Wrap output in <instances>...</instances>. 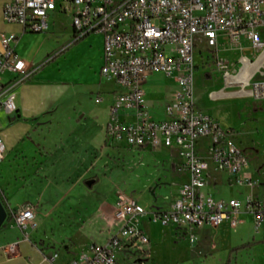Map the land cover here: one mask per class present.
Segmentation results:
<instances>
[{
  "label": "crops",
  "instance_id": "0c3cea01",
  "mask_svg": "<svg viewBox=\"0 0 264 264\" xmlns=\"http://www.w3.org/2000/svg\"><path fill=\"white\" fill-rule=\"evenodd\" d=\"M3 4L0 0V53L2 39L14 34L13 45L27 67L40 68L16 87V111L0 109L6 148L0 199L8 214L0 227V264H71L91 245L105 244L123 225L114 217L120 198L135 199L151 211L169 210L188 173L179 170L182 158L175 149L134 148L107 136L110 108L121 91L116 81L101 76L102 35L90 34L64 48L74 35L70 15L56 9L47 31L30 32L4 20ZM47 57L52 58L43 64ZM14 78L8 71L2 75L4 82ZM174 89V82L163 75L145 85L146 96L148 91L167 95L162 116L151 112L155 119L166 118L165 105ZM222 96L244 98L232 92ZM225 180L215 174L208 191L221 192L228 185ZM150 192L171 198L153 206ZM28 208L36 214L35 224L22 229L10 213ZM243 219L237 229L227 224L197 228L196 264H257L255 253L250 259L255 246L249 243H264V227L255 230L250 216ZM140 227L149 243L126 240L116 253L121 264H153L168 234L188 237L183 229L148 217ZM14 242L17 253H6L3 248ZM219 245L222 251L216 250Z\"/></svg>",
  "mask_w": 264,
  "mask_h": 264
},
{
  "label": "built area",
  "instance_id": "2783aa9c",
  "mask_svg": "<svg viewBox=\"0 0 264 264\" xmlns=\"http://www.w3.org/2000/svg\"><path fill=\"white\" fill-rule=\"evenodd\" d=\"M56 9L70 15L74 29L64 48L90 34L102 35L101 76L125 89L110 108L107 136L134 148L175 149L182 158L180 170L188 173L169 210L151 211L135 199L120 198L114 217L123 225L105 244L91 245L71 264H121L116 253L126 240L141 245L150 241L140 227L143 217L183 229L191 243L197 239V228L227 224L237 229L245 215L251 217L255 230L263 228V199L253 194L243 199L216 198L208 191L215 174L225 175L230 186H253L256 180L247 171L249 159L238 145L235 130L198 106L196 90L197 54L217 51L223 43L241 49L244 43L255 49L264 47V0H4L3 17L26 31L44 32ZM15 38L14 34L5 36L0 53V109L7 113L17 109L16 87L40 68L27 67L13 45ZM217 63L225 70V85L233 88L230 92L264 101V78L253 79L247 56L240 59L235 72L228 70L221 58ZM6 71L15 78L4 82ZM155 75L175 84L164 119L151 115L146 100L145 85ZM5 155L0 134V164ZM35 217L28 208L20 211L15 221L25 229ZM3 250L17 253L18 242Z\"/></svg>",
  "mask_w": 264,
  "mask_h": 264
},
{
  "label": "rangeland",
  "instance_id": "374dc122",
  "mask_svg": "<svg viewBox=\"0 0 264 264\" xmlns=\"http://www.w3.org/2000/svg\"><path fill=\"white\" fill-rule=\"evenodd\" d=\"M264 37V33H263ZM243 49L235 47L229 43L221 44L217 51L206 53L201 52L200 66L197 74V103L198 106L205 112L218 118L220 123L226 128H233L237 134L236 140L238 145L244 150L248 159L249 171L256 180L253 186H221V192H214L216 198H229L231 195H236L240 198H245L249 194L257 195L264 199V101H255L249 97L235 98L222 96L219 94L227 93L233 88L226 87L224 81V71L218 65V58H221L227 69L235 72L238 70L240 59L247 56L250 59V71L253 73V79L264 78V47L253 48L249 44L244 43ZM198 59V54H197ZM169 79V78H168ZM110 87L114 85L109 83ZM120 91V84H116ZM167 95H155L152 91H148L146 100L150 112L155 117H161L160 108L166 102ZM206 143H203V148ZM206 152V151H205ZM179 170L181 165H179ZM150 197L153 200V206L162 203H167L170 200V195H153L150 192ZM20 211L11 212L10 215L15 219V216ZM123 221H120L122 223ZM250 225V224H249ZM252 231V227H248ZM196 233V230H194ZM185 236L167 235L165 243L161 245V249L154 256L153 264H196L199 262L196 250V241L190 243L189 237L183 241ZM253 242L250 246H255V250H250V259L257 258V264H264V243ZM222 246L219 245L217 251H222ZM263 259V260H262ZM251 262V261H250ZM252 264V262H251Z\"/></svg>",
  "mask_w": 264,
  "mask_h": 264
},
{
  "label": "water",
  "instance_id": "95a60500",
  "mask_svg": "<svg viewBox=\"0 0 264 264\" xmlns=\"http://www.w3.org/2000/svg\"><path fill=\"white\" fill-rule=\"evenodd\" d=\"M7 215L8 214H7L6 208L4 207V204L0 199V227L2 226L4 221L6 220Z\"/></svg>",
  "mask_w": 264,
  "mask_h": 264
}]
</instances>
